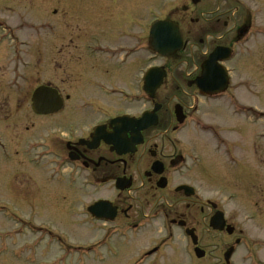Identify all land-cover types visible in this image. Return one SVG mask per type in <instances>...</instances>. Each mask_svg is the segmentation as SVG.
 <instances>
[{"label":"rangeland","instance_id":"1","mask_svg":"<svg viewBox=\"0 0 264 264\" xmlns=\"http://www.w3.org/2000/svg\"><path fill=\"white\" fill-rule=\"evenodd\" d=\"M241 2L244 9H264V0ZM228 3L231 10L225 13ZM237 6H240L238 0H198L194 4L191 0H0V20L12 31L19 32L24 61L20 89H8L12 74L7 61L13 60L14 55L9 45H5L9 43H1L0 133L8 143L11 156L7 159L0 149V264H219L226 250L221 247L234 240L241 241V237L239 245L233 242L232 264H264V170L260 169L259 173L254 160L261 154L264 157V142L261 138V142L257 141L264 125L256 124L252 112L248 111L245 123L231 118V109L223 102L211 105L208 100H201L199 113L195 115L203 119V124L213 123L219 127L224 136L237 145L244 139L243 152L237 149L238 155H244L245 175L239 176L237 169L227 166L222 156L213 154L210 135L200 126L189 123L178 137L193 153L195 163L197 157L199 162L198 168L176 182L194 181L201 201H222L227 222L233 229L231 234L220 233L223 230L217 232L212 222L209 224L208 212L200 214L198 236L203 247L197 249L205 255L196 260L186 254L183 240L178 238L176 243L164 248L162 255L146 262L143 253L164 237L161 221L150 222L139 230L117 232L115 226L123 227L129 220L120 217L117 223L107 225L88 215L87 208L100 199L118 201L121 198L131 203L134 197L132 203L139 207L137 200L146 192L141 180L134 182L135 187H141L140 192L127 191L117 196L112 184L96 189L84 187V177L77 178L80 169L70 172L69 166L61 177L53 179L46 158L33 163L30 160L35 151L28 157L21 154L22 150L29 149V143L45 141L53 130L66 133L65 125L75 118L64 114L56 121V126L51 123V117L37 116L32 109V98L41 85L50 84L58 88L63 97H69L65 99L64 108L70 111L75 112V108L83 107L85 102L92 104L95 110L87 113L85 121L76 123L80 132L98 121L95 112L101 110L110 115L126 109L117 98L103 95L91 81L99 80L106 89L122 86L136 92L138 69L144 67L143 52L135 50L136 55L124 67L116 69L115 62H108L110 56H88L85 45L96 44L98 38L104 47L118 49L121 58L126 53L122 48L129 50L144 39L145 24L146 71L149 66L160 65L168 70L157 96L161 104L158 114L168 132L175 122L177 109L183 114L190 111L199 66L214 48L213 43H217L218 38L219 44L227 45L239 29L246 11L241 6L235 12ZM184 8H188V12H184ZM217 14L222 15L220 23L212 27ZM157 17L181 23L187 46L174 57L156 60L147 52L151 31L147 29ZM261 23L264 24V15ZM245 49L246 54L237 55L236 61L228 63L233 69L228 91L248 110H264V39L248 41ZM255 51L261 56L256 58ZM25 62L29 66H25ZM168 137L176 138L171 131ZM171 140L167 154L177 152ZM155 144H159V140ZM38 148L41 152V146ZM157 193L160 197L166 192ZM178 199L174 194L173 201L168 199V202L176 203ZM130 215H134L133 211ZM97 241L100 244L91 251L74 248Z\"/></svg>","mask_w":264,"mask_h":264},{"label":"flooded vegetation","instance_id":"2","mask_svg":"<svg viewBox=\"0 0 264 264\" xmlns=\"http://www.w3.org/2000/svg\"><path fill=\"white\" fill-rule=\"evenodd\" d=\"M238 1L240 6L234 7L235 12H238L241 9V6L244 9V3H242L241 0ZM195 2H198V0H191L192 4ZM187 10L188 8H184L183 11L188 12ZM228 10H231L230 3L226 5L224 12L227 13ZM244 11L246 12L240 19V24L238 26L239 29H237L236 34L229 40L227 45L219 44L218 38L217 43H213L214 48L207 53L206 58L199 66L200 72L198 77L202 74L203 64L209 56L216 51V49H229L230 59L225 61L223 60L224 56L219 54L218 63L228 71L231 86V73L233 69H230L228 63L236 61L234 59L237 55L246 54L247 51L245 48L248 41H259L260 39H264V24L261 23V21H263L264 9L256 8L252 11L251 9L246 8ZM259 14H261V17L258 16ZM217 15V21L213 22L215 25L212 27H215L220 23L222 15ZM157 20L165 21L170 19L166 17H157L149 23L148 31L151 30L152 23ZM175 24L178 26L183 42V48L181 51H184L187 42L184 40L183 28L180 22H175ZM18 33L19 32L16 30L12 31L7 27V24L0 20V45L5 41L6 43H9L5 45H9L14 55L13 60L7 61V64L11 65L12 74L9 83H7V88H14L17 90L20 89L19 82L22 79L24 67L21 50L23 43L19 40ZM95 42L96 44L85 45V50L88 56H110L111 60L108 62H115L114 66H116V69L124 67L129 62V59L136 55L135 50L143 52L144 67L138 69V78L136 81L138 85L136 92L129 91L122 86H114L106 89V85L99 80L91 81L96 84L97 89L102 90L101 93L103 95L109 98H117L127 110L124 109L110 115L106 113L104 114L101 110L95 112L96 115L94 116L98 117V121L80 132V130H77V126L79 125H76V123H79L82 119L85 121L86 117L89 116L87 113L95 110L92 104L90 102H85L83 107L75 108V112L70 111L64 108L65 99L68 100L69 97H63L58 88L56 89L55 87H51L50 84H47L49 87H45L55 90L58 96L63 100V106L58 112L46 116L51 117V123H54L55 125L56 121L64 114L74 116V122L72 121V123L65 125V127H67L66 133L60 132L61 130L56 132V130H53L54 126H51L53 132L48 133L45 141L29 143L27 145L29 149L25 151L22 150L21 154L28 157L31 151H35L36 153L30 160L33 163H40L42 158H46V164L50 169V175L53 179L61 177L66 170V166H69L67 168L71 169L70 172H74L75 169H80L81 173L79 171L80 174L77 178H79L80 175L84 177L82 181L84 187L96 189L102 185L106 186L112 184L117 196H121L127 191H135V193L140 192L141 187H135L134 182L135 180H141L143 186L146 185V192L141 196L140 201L137 200L140 203L139 207L133 205L132 202L136 199L134 197H132L131 203H127L126 200H121V198L120 200L117 199L118 201H110L107 199L99 200L108 202L106 210H103L102 212L103 214L111 216L113 212V220L102 223L107 225L109 223L114 224L118 222L120 217H124L126 220H129V223L125 224L123 227L115 226V228L117 232H130L131 230L135 231L145 226L147 227L150 225V222L161 221V228L164 237L160 240L158 245L143 253L146 262L153 257L162 255L164 248L166 246H171L172 243H176L178 238L183 240L184 251L191 259H201L204 257L205 253L197 249L198 247H203L198 236L199 215L204 214L207 211L209 224H211V222H213L218 216V213H222V222L226 227L230 225L224 214L226 206L222 201L213 199L201 201L197 194L196 187L193 185L194 181L176 182V179L179 181L187 173H192L193 169L198 168L197 162H199L197 157L198 161L196 159L195 163V157L192 155L193 153L189 152L185 143L178 137L186 131L189 123H194L195 125L200 126L202 131L207 130L212 142L213 154L222 156L224 163L231 168H236L237 170L235 171L239 176H242L247 173V165L244 160V155H242V157L238 155L237 148L243 152V143L246 142L243 139L239 141V144L237 145L233 140L227 139L222 130H220L219 127L217 128L213 123L203 124V119L195 116L199 113L198 105L201 100H208L211 105L223 102L231 109L229 112L231 118L242 120L246 123L249 111L253 113L256 124L258 125H264V110L258 108L248 110L245 105L236 101L237 98L230 94L228 90L225 93L217 95L203 96L199 92V89L196 88L195 94L192 95L193 101L189 109L190 111L183 114L180 109H177L175 113V122L170 126L168 132L171 131V134L176 136V138L175 140H171L168 137L167 129H165L164 124L161 123L158 114L161 111V104L157 97L160 88L154 94L153 100H151L149 94L146 93V24L144 25V39L135 44L129 50L128 48H122L126 53L124 56L122 55L121 58H119L118 49H113L110 46L104 47L98 38L95 39ZM237 47H240L239 53L237 52ZM108 48H110V50ZM149 50L150 37L147 41L148 53ZM248 55L251 56L252 53H248ZM254 55L257 58L258 56H261V53L255 51ZM151 57L156 60L167 59L158 55ZM25 66H29L27 62H25ZM151 67L153 66H149L147 69ZM159 67L164 69L168 76L167 67L165 65H160ZM146 104H148L147 108ZM141 106L142 108L139 111H133L135 108ZM155 107H158L154 114L156 122L150 124L152 120L149 119L146 122V112H152ZM76 115L78 116L77 118ZM102 116L106 117L103 118ZM122 118L124 121L112 123L113 121ZM260 138L264 142V131L259 135L257 141L261 142ZM158 140L159 144H155ZM169 140H171V145L174 144L177 148V152L175 151L176 153L167 154L170 145ZM40 146L42 150L41 152H38V150H40L38 147ZM0 149L7 159L11 156L8 143L1 133ZM263 158L264 157L261 154L254 159L256 166L258 164L257 167L259 173L260 169L264 170V167L262 168V164L264 163ZM68 178H71L70 174L68 175ZM157 192L166 193L158 197L160 194ZM174 194L179 197V202L169 203L168 199L172 202ZM145 210L146 214L144 213ZM131 211H133L134 215H130ZM215 231L219 232L218 230ZM176 233L178 235H176ZM220 233L227 234V231L224 229ZM242 240L241 237V241L239 240L240 243ZM236 241L237 240H234L233 242L236 243ZM233 242L221 247V249L226 248V250L224 258L223 260H220L221 263L219 264H232V258L226 261L225 254L228 250L233 248ZM99 244L100 242L97 241L95 244L86 247L79 246L74 248L91 251L98 247Z\"/></svg>","mask_w":264,"mask_h":264},{"label":"water","instance_id":"3","mask_svg":"<svg viewBox=\"0 0 264 264\" xmlns=\"http://www.w3.org/2000/svg\"><path fill=\"white\" fill-rule=\"evenodd\" d=\"M151 51L158 52L163 56H170L175 54L182 48V39L180 37L178 28L170 21L154 22L151 28ZM216 51L212 54L208 61L203 66L202 76L195 81L196 85L203 93H218L224 92L228 87V80L226 72L223 69H219L218 55ZM165 73L160 69H151L146 74V91L150 92V95L154 97V93L160 87ZM63 106L62 99L58 96L55 90L47 87H40L35 90L32 98V109L34 113L38 115H49L58 112ZM157 110L155 108L154 114ZM147 119V116H146ZM108 205L106 202H98L91 206L88 211L97 219H112L113 216H105L101 213V210ZM222 214L218 213V216L213 220L212 227L215 230L222 231L225 228L222 222ZM227 233L231 234L233 229L227 227ZM233 251H228L225 255L226 260H229Z\"/></svg>","mask_w":264,"mask_h":264}]
</instances>
